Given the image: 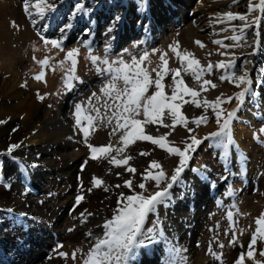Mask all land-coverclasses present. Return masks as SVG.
Here are the masks:
<instances>
[{
	"label": "rangeland",
	"instance_id": "rangeland-1",
	"mask_svg": "<svg viewBox=\"0 0 264 264\" xmlns=\"http://www.w3.org/2000/svg\"><path fill=\"white\" fill-rule=\"evenodd\" d=\"M17 1L20 5V13L26 18L22 17V21H16V29L18 30L19 28V30L16 31L19 37H25V46H22L24 45L23 41L12 44L13 54H11V59L14 62H12L11 59L0 58V81L2 79L3 81L7 80V82L10 81L12 83L14 79L16 81L20 80L22 88L24 87L23 89H25L32 98L30 99L33 100V102L35 101L36 104L38 103V105H41L40 110L46 120H48L52 113L59 107L66 108L67 113L73 116L76 104H81L85 108H88L89 97H91L93 93H96L98 96L101 95L99 90L101 86L107 82L109 75L97 71L98 67L103 68L105 66L94 65L89 59L90 55L102 59L107 58L110 61L117 58H123L125 61H129L132 56L139 57L144 52H147L149 54L148 61H146L143 66L148 69L153 79H155L156 73L153 72L152 69L159 70L161 65V54H167V67L169 69L180 68V62L170 49V46L176 47L178 44V51L183 53L187 50L193 53L194 57L200 62V65L205 68L209 63L215 65L220 61L227 62L232 60L234 61V67L229 70L231 73L239 76L247 72L251 84L241 85V87L238 88L234 83L228 80L221 81L219 77L225 74V70H217L213 67L210 74L207 72L203 74L202 80H210L216 87L212 88L211 86H206L208 90L201 92L200 96L197 98L201 101L203 99L214 101L217 97H221L223 100L227 101V98L233 97L231 102L222 103L220 106L221 109H223V114L226 115L228 112L233 111L229 109L234 101L235 94L244 87L249 88V92L246 93L244 97V103L237 111L236 118L233 119L231 126H233L235 122L241 124L242 120H248L250 122L251 119L247 116V112L253 114V123L251 124L249 133L245 136L246 145L242 149L235 143L231 130L233 142L227 146L225 151V153L227 151L230 153L226 166L218 162L216 159L217 157L214 156L210 149V147L213 148L212 145L215 141L213 139H204L209 133L218 130L215 113L211 107L205 110L203 107H196L190 102L183 103L182 101H178L181 104V113L188 118L189 123L187 127L177 125L172 129L164 128L157 124L148 125L145 129L147 134L157 137L170 133L167 135V140L170 141L173 146L181 148L184 147L185 142L190 143L189 136H195L202 141L200 145L196 146V150L190 154L189 160L192 161L188 166L190 169H188V171H190L192 175H199L203 172V178L210 181L212 186H216V189L209 190L210 188L207 182L206 185H204V188L208 186L207 192L209 190L208 195L211 201L206 209L204 207L201 208L205 215L201 222L206 226V233L202 236H197L196 239H199V241L204 239L205 244H203V249L196 252L197 256L195 258L198 259V264H213L211 263L213 257L208 254L209 247L211 246L212 250L221 257L223 256L222 258H226L228 263L234 262L236 258L235 255L231 253L232 249L230 248L232 245L230 241L233 239V235H235V242H242L248 235L252 237L256 227L255 220L264 212V133L260 132V129L264 127V104L260 105L259 102L260 99L264 100V96L260 94L259 90L256 88L259 75L264 69V9H256L250 13L248 10L249 0L229 2L226 10L213 11L214 14L209 19V26L204 28V25L202 26L199 21L197 23L195 22L196 20L194 17L196 14L189 6H197V3L208 4L207 2H209V0H179L182 6L181 13L179 11L176 12L177 9L174 8L175 6H170L169 10L166 9L162 21H156V24L161 25H156V28H152L153 34L150 32V27L147 26L149 23L148 21L145 23L139 21L137 26L140 30L122 39L121 44L118 43V45H120L118 48L108 52V50L106 51L105 49L107 45H103L107 36L103 33L95 39L97 43H99L98 46L92 48H90V44H86L87 40H84L83 43L68 41L61 44V48L59 49L52 48L51 45L46 46L41 39V35L35 32L36 29L30 26L29 16L26 15L24 11V3H21L20 0ZM133 2H137V0ZM252 2L254 4L259 3V0H252ZM242 3L243 6H239L242 5ZM180 4H176V6L180 8ZM187 12L189 14V19L186 22L179 21L180 15L186 14ZM228 12L246 15L248 17L247 23L250 26L244 27L246 22L239 19L232 21L223 20V14ZM257 18L258 22L253 23ZM131 21V26H133L134 21ZM120 23L121 26L124 25L123 20L120 21ZM13 28H15V26H13ZM29 33H31L32 37L28 36ZM145 33H148V35L145 36ZM233 36H239L241 38L237 41L232 39ZM215 38L218 39L216 41H221L222 44L214 43L213 39ZM45 39L53 40L52 38ZM196 41L202 42L204 47L197 45L195 43ZM110 48L112 49V47ZM73 49L78 50L75 69V75L78 79L72 81L73 87L71 89H67L64 86V79L71 62L66 61L65 56L68 51ZM45 58L48 59V66L43 68L45 72L44 80L37 81L34 77L41 71V65L38 61ZM61 61H64L63 67L60 66ZM3 68H5V71ZM12 69L13 72L15 71L14 73H10ZM181 77L189 87L199 90V83L195 81L191 75H185L182 71ZM179 78L180 77H178V79ZM163 83L166 86L165 92L171 95V88L168 87V85L172 83L171 74L165 77ZM154 90V88H150L149 92L151 93ZM38 94L44 97L43 100L37 98ZM102 99L103 96H101L99 101L93 99L91 103L100 108L102 116L110 115V113L105 112ZM184 100L190 101L191 97L185 96ZM194 109H200V112L194 115L192 113ZM89 114L95 115V112L90 111ZM202 115L207 116V123L200 124L199 126L192 123L193 118ZM19 119H21L20 116ZM70 122H72L75 127L74 117H72ZM166 122L171 124L170 119ZM114 123L113 121L112 124H109L105 119L97 120L96 130L92 132L88 142L93 146H102L109 143L115 145L118 141L119 133L115 136H110ZM189 128L192 130L191 132H189ZM74 133L78 136V139L75 141L76 147H73L70 152L68 151L66 154L67 159H71L69 165H71L73 169V171L70 170L71 173H69V177L71 176V183H66V181H62V179L60 180V178H58L55 184L53 182L50 185L51 188L50 186L47 188L48 194L43 198L44 202L50 206V211L52 209L51 212L53 213L50 212V215L59 213V211L61 213L63 208H68L66 214L57 225V227H62L61 229H63V235L60 238L62 241H54L51 250L47 254L51 260H61L62 262H67V264H81V258L83 254L87 252V248H89L88 243L82 242L78 238L80 235H77V233L81 234L89 229L92 230L95 226L96 228L101 227L105 220L110 219L117 207L116 201L118 197L116 196L120 193L130 195L133 191H142L138 187L134 189L124 187L125 180H132L136 185L141 182L145 183L147 188L145 194H148L158 190L154 182L144 181L142 179L141 174L144 173L149 163L151 161H157L165 172L166 177L171 176L173 170L179 163L178 156L170 155L165 149H161L150 141H137L131 144L126 150V154L132 157L128 165L136 169V173H129L124 167H114L106 163L108 161L107 159H91L89 148L84 143L83 134L78 128H74ZM254 133L258 138L254 139ZM224 143L226 144L227 141L225 140ZM38 144L39 143H27L30 147H36ZM214 144L216 145L217 143L215 142ZM141 152H147L148 155L142 156L139 154ZM55 159L58 160L57 163L59 167L64 165L65 157H56ZM134 163L136 165H134ZM120 172H125L127 174L125 177H121ZM117 173H119V175H117ZM223 175L226 179L229 177L230 183L218 189V181ZM235 175H241V177L235 179ZM94 176L102 179L104 181V187H110L111 191L109 190L110 188L108 191H105L104 187H100L93 188L89 192L88 189L92 188L91 180ZM183 178L185 180H182ZM186 179L185 176H182L177 181V184L173 185L169 190V197L173 198L172 202H170L168 199L169 197H167L165 198V203L157 205L156 211L154 212L156 217L152 216L150 213L145 221L144 229L147 230L154 227L158 229V227H156L158 217L161 212L166 213L169 207H177L180 210L185 208V204L183 202H177L175 198L179 196L181 187H186L191 183L189 179ZM181 181L184 183L178 186ZM194 184L196 183L192 182L190 185L194 186ZM24 185L25 186L22 188L24 189V194L28 192L31 195H35V188L32 182H26ZM116 185H120V187L117 188L115 187ZM163 186L162 183L161 187ZM0 187L5 190L8 189L7 186L1 182ZM174 187H176V189H174L176 191L173 190ZM230 188L232 193L237 194V198L235 202H233L232 209L229 205L230 202L225 209H222L218 202H224L225 199L228 198V191ZM23 193L21 198H19L21 200L26 196ZM78 194L82 195L84 199L77 205L76 196ZM228 212L233 213L231 221L227 217ZM19 220L21 221V219ZM192 225H194V223ZM207 231L211 232L207 233ZM155 234L152 235L156 236ZM90 239L91 236H89V240ZM15 243L18 245L20 240H15ZM220 245H223V247H220ZM60 252L66 253L67 255L61 257L59 255ZM73 253H76V259L72 258Z\"/></svg>",
	"mask_w": 264,
	"mask_h": 264
},
{
	"label": "bare ground",
	"instance_id": "bare-ground-1",
	"mask_svg": "<svg viewBox=\"0 0 264 264\" xmlns=\"http://www.w3.org/2000/svg\"><path fill=\"white\" fill-rule=\"evenodd\" d=\"M133 1L135 0H49L55 6L54 10L48 11L43 18L33 15L29 17V22L31 23L30 26L36 29L35 32L38 34L45 38L62 40V44L68 41L83 43L84 40H87L86 44H90V48L96 47L99 43L95 39L103 33L107 36L103 45H107L105 49L111 52L120 46L118 43L121 44L122 39L140 30L137 26L139 21L142 23L148 21L147 26L150 27V32L153 34L152 30L156 28V25H161L156 24V21H162L166 9L169 10L170 6H175L176 12L179 11L181 13L182 11L179 0H142L143 7H141V0ZM237 1L209 0L208 4L197 3V6L190 5L189 7L196 14L194 17L195 22L199 21L205 28L209 26V19L214 14V10L224 11L228 7L229 2ZM20 2L24 3V0H20ZM77 4L82 6L81 11H77ZM176 4H180V8ZM239 6L242 7L243 3ZM22 17L26 18L20 13V5L17 0H0V58H7L8 60L12 58L13 43L23 41L24 45L22 46H25V37L17 35L19 28L17 30L15 25L16 21L20 22L23 20ZM116 17H120V19L113 26ZM188 19L189 14L187 12L180 15L179 21L186 22ZM222 19L226 20L224 17ZM32 20L36 22L33 23ZM122 20L124 22L123 26L120 23ZM131 20L134 21L133 26H131ZM68 25L70 27H67ZM110 27H113L112 32H108ZM61 29H64V31L62 32ZM146 35L148 33H145ZM28 36L32 37L31 33ZM213 40L216 41L218 39L215 38ZM5 68H3L4 71ZM14 72L13 69L12 72L10 71V73ZM23 88L20 80L16 81L14 79L12 83L2 79L0 81V121H4V123H0V182L8 188L5 190L0 187V264H67V262L65 263L61 260H51L47 254L51 250L54 241H62L60 238L63 235V229H61L62 227H57V225L66 214L68 208H63L61 213L59 211V213L50 215L49 213L52 209L50 211V206L44 202L43 198L48 194L47 188L53 182L55 184L58 178L66 181V183H71L69 173L73 169L69 165L71 159H67L66 154L73 147H76L75 141L78 136L75 134L76 132L74 133L75 127L70 122L73 116L67 113L66 108H57L51 117L46 120L40 110L41 105L36 104L35 101L33 102L30 95ZM256 88L264 96V69L259 75ZM104 100L105 98L103 97L102 105ZM259 102L260 105L264 104L263 99H260ZM236 107L237 101L234 99L229 110H234ZM199 112L200 109L192 111L194 115ZM19 116L21 119H19ZM247 116L250 117V122L242 120L241 124L235 122L231 126L234 141L241 149L246 145L245 136L249 133L253 123V114L247 112ZM27 143H39L40 145L30 147ZM214 143L212 145L213 148L210 147L212 153L217 157L216 159L219 163L226 166L230 153L228 151L225 153L226 148ZM13 144L20 146L15 148L11 154H8L7 149ZM56 157H65L62 167H59ZM191 161H188V166ZM134 165L136 164L134 163ZM188 166L181 173L180 178L185 176L191 183L186 187H181L179 196L175 198L177 202H183L185 208L180 210L177 207H169L166 213L161 212L158 220L155 218L158 221V224L156 223L158 229L153 233H156V239L152 243L136 249L135 256L129 260L128 264H168L170 259L169 250L173 247L181 250L175 256V264H198V259L195 258L197 256L196 252L203 249L205 241L204 239L199 241L196 237L206 233V226L201 222L205 216L201 208L204 207L206 209L209 206L211 200L208 192L216 189V186H212L210 181L203 178V172L199 175H192L188 171ZM126 174L125 172H120L121 177H125ZM239 177L241 175L234 176L235 179ZM182 180L185 179L183 178ZM26 182L33 183L35 195H31L28 192L23 193L24 189L22 188ZM192 182L196 184L194 186L190 185ZM206 182L210 188L208 192V186L204 188ZM218 182L217 188L221 189L230 183V179L229 177L226 179L223 175ZM183 183L181 181L178 186ZM109 190L111 191V188ZM22 193L26 196L21 200L19 198H21ZM236 198L237 194L233 193L224 202H218V204L222 209H225L230 202L229 205L232 209ZM168 199L170 202L173 200L171 197ZM8 209H12V211L9 212ZM151 215L156 217L154 213H151ZM193 223L194 225H192ZM90 230L81 234L77 233V235H80L78 238L82 242H87L89 248L95 242V238L99 237L103 232L102 227L96 228V226ZM160 232L163 233L162 237ZM209 232L207 231V233ZM89 236H91L90 240ZM17 239L20 240L18 245L15 243ZM250 240L251 237L248 235L242 242L236 241L234 244L232 243L230 247L232 249L231 253L235 255L236 259L241 252L247 251ZM262 247H264V242L258 241L256 245L258 259L260 258L258 252ZM222 257L219 261L213 258L211 263L234 264V262L228 263L226 258ZM244 264H251V261L245 260Z\"/></svg>",
	"mask_w": 264,
	"mask_h": 264
},
{
	"label": "snow or ice",
	"instance_id": "snow-or-ice-1",
	"mask_svg": "<svg viewBox=\"0 0 264 264\" xmlns=\"http://www.w3.org/2000/svg\"><path fill=\"white\" fill-rule=\"evenodd\" d=\"M54 5L49 0H24V11L29 17L38 15L43 18L50 10H54ZM141 7L143 2L141 0ZM77 11L82 10L80 4L76 5ZM256 9H264V0H259V3H253L249 0L248 10L253 12ZM224 19L228 21L239 19L245 21L244 27H248V17L246 15L233 14L231 12L223 14ZM120 17H116L113 22V26L116 21H119ZM35 23V20H32ZM258 22L254 20L253 23ZM67 27H70L68 25ZM63 32L64 29H61ZM113 27L108 29V32H112ZM241 37L233 36V40H240ZM44 44L51 45L52 48H61L62 40H49L41 36ZM216 44H222L221 41H213ZM200 47H204L202 42H195ZM171 51L175 54V57L180 62V68L169 69L167 67L168 60L166 59V53L160 55L161 65L159 70L152 69L156 73L155 79L151 76L150 72L143 65L148 61V53L144 52L139 57L132 56L129 61H125L123 58H117L115 60H109L107 58H100L94 55H90L89 59L94 65H104L105 67L97 68L100 73H107L109 79L100 88V96L93 93L89 97L88 108H85L81 104L75 105V111L73 117L75 119V128L83 134L84 143L88 146L90 151V158L107 159L108 163L114 167H124L129 173H136V169L129 166L128 162L132 159L130 155L126 154V150L131 144L137 141H150L152 144L157 145L161 149H165L170 155L179 157V163L173 170L170 177H166L161 165L157 161H151L148 167L142 173V179L144 181H152L155 184L157 191L145 194L147 192L146 184L141 182L138 185L134 184L132 180H125L124 187L129 189L139 188L142 191H133L130 195L120 193L117 198V207L113 212L110 219L105 220L101 226L103 229L102 234L95 238V242L85 252L81 258V264H128L129 260L135 256V250L152 243L156 237L152 235L156 228L144 229V224L150 213L156 211V207L159 204L165 203V198L169 197L170 189L180 178L181 173L188 166L191 152L196 150V146L201 144V140L195 136H189L190 143L185 142L184 147L173 146L170 141L167 140V135L153 136L147 134L145 129L148 125H160L164 128L174 129L177 125L188 126V118L184 116L181 111V104L192 103L196 107H203L207 110L212 108L215 113L216 123L218 130L211 132L204 139H213L217 144L227 148L232 141L231 124L239 108L244 103V97L249 92L248 87H244L241 91L237 92L234 99L237 101V108L223 114L221 104L225 102H231L233 97L227 98V101L221 97H217L214 101H208L203 99L202 101L197 99L200 93L207 91L206 86L215 88L216 85L210 80L203 79L202 76L205 72L211 73L213 67L217 70H225V74L221 75L219 79L221 81L228 80L234 83L236 87L241 85H250L251 81L248 78L247 72L242 75L236 76L229 70L234 67V61L229 60L227 62L220 61L215 65L209 63L207 67L200 65V62L194 57V54L185 50L183 53L178 51V44L176 47L170 46ZM107 51V49H106ZM78 50L73 49L66 53L65 60L70 61V67L67 69V74L64 79V86L67 89L73 87L72 81L77 80L75 75L76 69V56ZM41 65V71L34 77L37 81L44 80L45 72L43 68L48 66V59L39 60ZM60 66H64V61L60 62ZM185 75H191L192 78L199 83V90L189 87L185 84L184 79L181 77V72ZM171 74L172 83L168 85L171 88V95L165 92V84L163 83L166 76ZM178 77H180L178 79ZM150 88L155 90L151 93ZM101 96L105 98L103 108L106 113L110 115L102 116L100 108L92 105V100H100ZM185 96H190L191 100H184ZM38 99L43 100V96L38 94ZM95 112V115L89 114V112ZM105 119L109 124L114 121V126L110 132V136H115L119 133L118 141L115 145L109 143L102 146H93L88 142L92 132L96 130V121ZM171 120V124L167 123V120ZM208 122L207 116H199L192 119V123L197 126ZM4 123V121H0ZM15 130V129H14ZM189 132L192 130L189 128ZM261 133H264V127L260 129ZM254 139L258 138L253 134ZM227 141L225 144L224 141ZM20 145L13 144L7 149V153L11 154L15 148ZM140 155H148L147 152H141ZM195 171V170H194ZM119 175V173H117ZM163 183V187H161ZM92 188H89L90 192L93 188L104 187V181L97 177H92ZM115 187H120L116 185ZM105 191H108L107 187H104ZM231 195V188L228 191ZM84 197L82 195L76 196V204L78 205ZM9 212L12 209H8ZM83 215V214H81ZM233 213L228 212L227 217L231 221ZM158 224V222H157ZM255 230L252 234L251 240L247 246L246 252H241L238 258L234 261V264H244L245 260L251 261V264H264V247L259 249L257 258L256 245L258 241L264 242V212L260 214L255 220ZM89 235H91L89 233ZM160 236L163 233L160 232ZM230 243H235V235ZM223 247V245H220ZM79 251V250H77ZM180 249L173 247L169 250L170 259L168 264H175V256L180 253ZM208 254L215 260H221V256L214 252L209 247ZM61 257H65L67 254L60 252ZM72 258L76 259V253L72 254Z\"/></svg>",
	"mask_w": 264,
	"mask_h": 264
}]
</instances>
